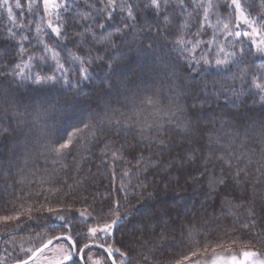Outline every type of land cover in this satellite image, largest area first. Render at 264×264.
<instances>
[{
	"label": "snow or ice",
	"instance_id": "1",
	"mask_svg": "<svg viewBox=\"0 0 264 264\" xmlns=\"http://www.w3.org/2000/svg\"><path fill=\"white\" fill-rule=\"evenodd\" d=\"M99 3V8H96L95 5L92 6L95 9L94 15L92 13L83 14L75 20L76 24L82 25L83 30L75 31L74 39L86 42L91 48H95L97 53L95 56L89 54L85 57L69 51L70 62L79 66L78 80L73 81L70 78L73 69L65 67L66 61L61 59L60 52L50 47L43 38L40 39L43 50L40 59L45 63L51 60L55 68L52 74L44 75L39 71H33L35 66L31 61L35 57L29 54L25 61L27 49L23 43L19 45L18 56L24 62L16 63L15 69L11 72L5 71L4 75L11 77V82L18 85H31L42 89L62 83L68 92L64 98L63 107L57 104L55 106L56 111L66 114L71 109L73 113L77 110L81 113H87V120L81 121L82 126L77 127L65 139L55 131L53 123L55 114L50 108L32 111L23 108L21 110L22 104L12 94L10 82L9 87L0 91V115L11 116L15 119L19 131L9 127L0 131V136H6L12 141L4 152H0V169L3 165H8L7 169L0 170V176H5L6 182L14 168L18 176L15 183L23 186L27 181L28 185L31 186L38 180L39 185L51 184L53 175L60 170H66L68 167L64 161L70 155L69 150L74 147V141L78 136L80 140L84 141H88L90 138L98 140L107 133L119 134L122 130H128L130 134V131L134 130L142 142L147 141V147L156 146L163 151L170 147L169 138L172 132L179 134L181 131L191 130L193 120L198 119L197 113L191 109H196L197 106L200 109L206 106L212 107L211 103L204 100L199 105L194 102L189 109L187 101L183 104L180 102L179 98L182 94L198 97L200 93L207 94L211 88L217 102L223 98L225 103H230L233 106H237L245 91H255L261 99H264V69L252 71L249 66L244 64L247 54L244 52L243 43V39L247 38L255 46L256 53L264 55V14L253 17L251 6L246 3V0H224L222 8L214 0H176L175 8L172 11L179 10L184 19L179 25V36L171 41L164 35L172 22L171 17L167 14L169 0H149L147 7L152 8L158 16L162 12L165 13L163 15L164 27H157L155 32H153L151 24L140 23L135 13V6L130 0H99ZM70 6V0H27V13L39 18V23L36 24L35 28L37 35L40 36L44 33L43 26L46 25L47 29H50L58 40L67 41L69 32L66 29L65 14L69 11ZM14 9H22L20 0H14V2L13 0H0V10L6 12L10 25L5 28V32L8 34L6 38H15L19 35L21 42L27 41L29 36L15 30L24 25L18 24L17 18L21 13L14 11ZM117 10L121 13H127L124 23L117 32L105 35L107 23L114 19L113 13ZM213 16L215 21L212 19ZM193 19L196 20L195 32H191ZM208 29H211L213 39L207 42V47L198 56L196 53L200 51V45L205 43L199 37ZM140 32H145L148 35L138 42H133L130 46L138 57L144 58L145 67L149 71L162 72L168 78L169 92L173 98L168 99L166 106L162 105L160 92L157 89L150 95L146 94L140 98V105H144V107H140L135 102L139 93L131 87L129 79H123L120 84L124 89L125 99L132 101V107L129 111L125 112L121 108L111 105L101 107L97 104L95 108L92 107L91 101L84 100L79 95L82 86L91 80L89 68L93 64L105 62L100 53L112 52V56L108 58L111 62H105L108 73L105 84L107 89L111 91L115 87L113 78L120 77L130 59L126 53L121 52V46L127 41L130 33L138 35ZM189 33H191V37ZM218 36H222L224 40L232 37L233 39L230 41L232 50L226 49L222 43L217 44ZM118 37L120 38L119 42L117 41ZM213 45H216L214 54H212ZM237 46H239V52L235 51ZM158 47L161 53H165V49L178 53L187 61L186 66L182 68L175 58L166 59L167 53L160 55L158 60L153 59L152 65H148V57L155 56ZM91 48L89 52H91ZM117 53H120L119 56ZM234 69H239V71H234ZM56 73H59V76ZM163 83L161 81L162 85ZM122 107H127V104ZM218 119L221 120L223 128L227 129L224 133L227 139L221 137L218 131H209L206 135L209 152H212L213 145L217 146L216 151L220 153L217 159L223 161V167H221L219 174L215 171L209 173L206 167L205 172H201L199 176H192L191 180L203 187L204 178H206L207 198L219 203L220 215L228 214L224 211L225 209H232L233 215L237 214L236 209H245L247 216L255 217L257 215V203L260 204L261 213H264V196L259 195L264 193V119L257 120L253 116L250 117L249 123H240L239 126L231 128L228 127L223 116L218 117ZM230 119H234V117ZM13 133H16L14 138ZM137 147L138 145H133V151ZM101 151L104 155L110 152L114 162L124 160L126 167L123 169V176L128 178L129 183L132 175H138L141 171L147 172L150 167L157 166L151 157L146 158L143 152L135 156L129 153L132 159L125 158L122 152L111 150L110 141L105 142ZM192 158H195L194 154ZM146 160L147 163H145ZM49 164L53 167L48 176L29 179L30 176L36 177L41 169L49 172ZM57 164L60 165V169L54 167ZM141 165L144 167L141 168ZM225 168L228 169L227 172H225ZM77 171H79L78 164ZM113 179H115L114 165ZM185 182L189 181L186 179ZM78 183L79 181H77ZM177 184L179 185V180H177ZM75 186L67 185V191L63 185L49 187L44 196L45 203L41 204L38 209L21 206L29 214L34 210H46L48 213H55V217L52 223L45 225L49 231L43 235H37L39 244L27 249L30 255L26 258L17 259L16 264H105L103 257L94 258V247L104 249L108 259L111 260V264H117L116 260L113 259L114 252L118 253L121 258L120 264H132L128 252L107 244L101 240L98 234H102L104 237L111 236L114 228L119 227L130 216L136 215V212L132 210L135 205L131 207L125 205L122 215L121 205L119 201H115L114 207L108 209L107 214L102 218V222H97L88 227V238L91 243L85 240L81 245L74 239L71 225L61 214L65 208L71 210L72 204L58 200L57 202L62 204V207H53L49 200V196L70 195ZM135 187L147 189L148 185L138 181ZM120 190L125 191V198H127L128 194L123 181H121ZM44 191L43 187H40L38 194H44ZM163 191H168L167 184L164 185ZM147 196L149 198L154 197V192H148ZM84 199L86 200L87 197L85 196ZM138 203L141 207L148 208L147 215L140 221L142 229L150 230L153 237L157 235L166 237L172 230L169 222L171 224L176 222L173 220L170 210L164 206L146 205L143 193ZM202 210L207 211V208L202 205ZM215 213L216 209L213 207V217ZM21 214V212H16L14 215L0 216V222L18 220ZM80 216L87 220L88 217L92 216V213L85 208L80 211ZM57 221L61 223H56ZM145 221L147 222L145 223ZM243 223L246 228L254 227L255 220L251 224ZM57 228L66 230L57 232ZM140 241L141 246L147 244V240L143 236L140 237ZM238 243H243L245 247L251 245V241L243 242L239 238L233 237L231 244L236 245ZM224 246V242L217 243L211 247V252L215 254L216 248ZM209 250L210 245L205 242L202 249L192 247L187 253L171 260L170 264H187V262L201 264L199 257L209 253ZM239 255L243 258L239 259L237 255H232L230 260H224L219 255H212L205 264H264V259H260L256 251L245 250ZM193 257H197V259H193ZM143 261L148 262V264H157L154 258L148 255L143 256ZM0 264H7V258L0 259ZM138 264H142V262H138Z\"/></svg>",
	"mask_w": 264,
	"mask_h": 264
},
{
	"label": "trees",
	"instance_id": "2",
	"mask_svg": "<svg viewBox=\"0 0 264 264\" xmlns=\"http://www.w3.org/2000/svg\"><path fill=\"white\" fill-rule=\"evenodd\" d=\"M14 2V0H13ZM22 4L21 10H15L21 13L17 18V22L22 23V28L18 27L15 30L18 33H23L29 36V40L20 41L19 35L15 38H6L8 34L5 28L9 25L6 12L0 10V91L9 87L12 78L5 76V71L11 72L15 69L16 63H23L18 56V48L20 43H23L27 49L25 53V61L27 56L31 54L35 57L31 63L35 66L33 71H39L44 75H50L55 71L54 65L49 60L43 62L40 57L43 55L40 39H45L50 47L55 48L60 52L61 59L66 61L65 67L73 69L70 78L75 81L79 79L78 65H73L70 60L69 51L73 54L95 56V48H91L84 41L74 39L75 31H82V25L76 24L75 20L83 14H95V9L100 7L99 0H70V9L65 14L66 29L69 32L67 41L58 40L46 25L43 26L45 31L40 36L37 35L35 28L39 23L38 17L30 16L27 13V0H20ZM135 6V13L138 16L140 23L145 22L151 24L153 32L157 27H164L163 15L159 16L150 7H147L149 0H130ZM219 3L221 8L224 6V0H214ZM246 3L251 6L253 17L264 14V0H246ZM176 0H169L167 14L171 17V25L167 28L164 35L168 40H174L180 34L179 25L182 23L184 16L179 10L172 11L175 8ZM114 19L108 21L105 35L115 33L123 25L127 13H121L119 10L113 13ZM215 21V17H212ZM196 30V20L191 22V32ZM99 32V29H97ZM148 35L145 32H140L138 35L129 34L127 41L121 46V52L126 53L130 59L125 66L124 71L119 78H113L115 87L109 91L105 81L108 73L106 71L105 62L112 56V52H102L100 55L104 57L105 62L93 64L89 68L91 80L86 82L79 95L84 100H89L92 107L97 104L101 107L111 105L121 108L127 112L132 107V101L125 99L124 89L120 84L123 79H129L131 87L135 89L139 96L136 99V104L140 107V98L144 95H150L153 91L159 90L160 103L167 105L168 99H172V94L169 92L168 78L162 72L155 73L149 71L145 67L143 57H138L135 51L130 46L133 42H138ZM191 37V33H189ZM205 43L200 45V51L196 54L199 56L207 47V42L213 39L211 29L201 33L199 37ZM119 37L117 41L119 42ZM232 37L224 40L222 36L217 37V44H224L226 49H231L230 41ZM244 52L247 54L244 64L249 66L252 71L264 69V55L256 53L255 46L246 38L243 39ZM216 45H213V53ZM91 48V52L89 49ZM239 52V46L235 49ZM167 53V55H165ZM165 53H161L159 47L156 49L155 56H149L147 64L152 65L153 59H159L160 55H165L166 59L175 58L176 61L183 67L187 61L178 53L170 52L165 49ZM120 53H117L119 56ZM211 55V54H210ZM7 66V67H6ZM143 69V71H141ZM239 71V69H234ZM59 76V73H56ZM163 81V85L161 84ZM239 87V83L237 82ZM103 89V91H102ZM119 89V91H118ZM12 94L21 102L22 109L27 108L29 111L40 108H50L55 114V131L63 138H67L77 127L82 126L81 121L87 120V113H81L77 110L75 113L71 109L66 114L56 111L55 106L59 104L63 107L64 98L68 92L63 87V84H57L54 87L36 88L31 85H18L11 82ZM167 98V99H165ZM180 102L183 104L187 101L189 109L195 102L199 105L200 102L207 100L212 104L211 108L207 106L200 109H191L197 113L198 119L193 120L190 131H181L179 134L172 132L169 138L170 147L163 151L156 146L147 147V141H141L134 130H122L119 134L107 133L98 140L89 139L88 141L80 140L79 136L74 141V147L70 149V155L64 161L68 167L66 170H60L52 177V183L39 185L37 183L28 185L26 181L22 186L15 181L18 179L17 173L13 168L11 175L7 177L0 176V216L14 215L16 212H21L18 220L8 222H0V259L7 258V264H13L17 259L26 258L30 253L27 249L35 247L39 244L37 235H43L49 229L45 225L53 222L55 213H48L46 210L33 211L30 214L24 211L26 207L38 209L41 204L45 203L44 196L47 194L49 187H58L63 185L67 191V185H76L70 195L56 197L49 196L51 206L62 207L57 201L62 200L72 204L71 210L64 209L61 213L65 216L66 221L71 225V232L78 244L88 240V227L95 225L97 222H102V218L107 214L110 207H114V202L119 201L122 208L128 205L136 212L135 216H130L127 220L115 228L112 236L105 239L107 244H111L114 248H120L128 252L132 260V264H148L143 261V256L148 255L154 258L157 264H170V261L178 258L181 254L187 253L190 248H203L205 242L210 245L209 253L202 254L199 259L202 260L206 256L223 253L239 254L242 251H256L259 255H264V213H261L260 204H256L257 215L255 217L247 216L245 209H236V215H233L232 209H225L228 214L220 215L221 208L219 203L207 198V180L205 179L204 186L201 187L196 181L191 180L192 176H199L201 172L207 171L210 173L215 171L219 174L223 161L218 160L219 152L216 151V145L212 146V152H209L208 137L209 131H218L221 137L224 136L227 129L223 128L222 122L218 117L223 116L228 123V127L239 126L240 123H249L250 117H256L257 120L264 119V99L255 91H245L241 97V101L237 106L230 103H225L223 98L218 102L212 94L211 88L208 93H200L198 97L191 95H181ZM127 104V107H122ZM234 117V119H230ZM29 119H31L29 117ZM6 127L17 129L15 119L11 116L5 117L0 115V131ZM31 128V125H29ZM19 129H17V132ZM33 131H35L33 129ZM16 133H13V138ZM106 141L111 142L112 151H120L125 158L132 159L129 153L133 156L143 152L145 157H151L156 163V167H150L147 172L141 171L138 175H132L131 182L123 176V169L126 167L124 160H112L111 153L102 154V149ZM11 139L6 136H0V152H4ZM133 145L138 147L133 151ZM194 154V159L192 158ZM207 158V159H206ZM41 163H43L41 161ZM133 163L135 161L133 160ZM147 163V160L145 161ZM77 164L79 171H77ZM113 165L115 171V179H113ZM53 165L49 164V172L41 169L36 177H29L30 180L37 179L40 176H48ZM60 169V165H54ZM144 165H141L143 168ZM8 165L2 166V169H7ZM0 169V170H2ZM228 171L227 168L224 169ZM189 182H185V180ZM179 180V185L177 184ZM77 181L79 183L77 184ZM121 181L124 182L127 191H121ZM148 185L147 189L135 187L137 182ZM66 182V184H65ZM231 183V181H230ZM168 185V191H163L164 185ZM195 185V187H194ZM40 187H43L44 194H38ZM148 192H154V197L149 198ZM145 199L146 205H155L157 207H167L175 224L171 225V232L166 237L159 235L153 237L150 230H144L141 226V219L148 213L147 207H141L138 201L141 199V194ZM214 195V194H213ZM259 195L264 196V193ZM87 197L85 200L84 197ZM242 198V197H241ZM131 202V204H129ZM24 206L22 208L21 206ZM202 205L207 208V211L202 210ZM215 207L216 213L213 217L212 209ZM87 208L92 216L87 220L80 216V211ZM138 209V210H137ZM178 214V215H177ZM94 217V218H93ZM255 220L254 227L246 228L243 222L251 224ZM147 221H145L146 223ZM56 223H61L57 221ZM64 228H57L56 231H65ZM192 234L191 236L189 234ZM259 233V235H257ZM143 236L147 240L145 246H141L140 237ZM233 237L239 238L240 241H251V245L245 247L243 243L236 245L231 244ZM224 242V247L216 248L215 254L211 252V247L217 243ZM171 245V247H169ZM119 261V254H114ZM197 259V257H193Z\"/></svg>",
	"mask_w": 264,
	"mask_h": 264
},
{
	"label": "rangeland",
	"instance_id": "3",
	"mask_svg": "<svg viewBox=\"0 0 264 264\" xmlns=\"http://www.w3.org/2000/svg\"><path fill=\"white\" fill-rule=\"evenodd\" d=\"M246 39H247V38H246ZM247 40H248V39H247ZM114 230H115V228L113 229V233H114ZM113 233H112V235H113ZM98 235H100L101 240H103V241L105 242V239H106L107 237H104L102 234H98ZM112 235H111V236H112ZM88 242L91 243V240L88 239ZM83 243H84V242H83ZM83 243H81V245H82ZM86 252H87V250H86ZM114 254H115V252H114ZM114 254H113V256H114L115 260L117 261V259H116V257H115ZM93 255H94V258H100V257H103L104 260H105V264H111V263H110V259H108V257H107V253H105L103 250L94 247V248H93ZM215 255H219V256H221L224 260H230L232 255H237L239 259H242V258H243V257L240 256L239 254H235V253H232V252H231V253H223V254H215ZM211 256H212V255H211ZM209 257H210V255H209V256H206L204 259H202V260H201V264H205V262L209 260ZM259 257H260V259H264V255H259ZM119 259H121V258L119 257ZM117 263L120 264V260L117 261ZM187 264H190V262H187Z\"/></svg>",
	"mask_w": 264,
	"mask_h": 264
},
{
	"label": "water",
	"instance_id": "4",
	"mask_svg": "<svg viewBox=\"0 0 264 264\" xmlns=\"http://www.w3.org/2000/svg\"><path fill=\"white\" fill-rule=\"evenodd\" d=\"M99 249H101V250H103V251H104V249H102V248H99ZM104 252H105V251H104ZM105 253H106V252H105ZM113 259H115V258H114V256H113ZM13 264H16V262H15V263H13Z\"/></svg>",
	"mask_w": 264,
	"mask_h": 264
},
{
	"label": "flooded vegetation",
	"instance_id": "5",
	"mask_svg": "<svg viewBox=\"0 0 264 264\" xmlns=\"http://www.w3.org/2000/svg\"><path fill=\"white\" fill-rule=\"evenodd\" d=\"M77 259H78V257H77ZM117 262V261H116ZM110 263H111V260H110ZM118 264V263H117Z\"/></svg>",
	"mask_w": 264,
	"mask_h": 264
}]
</instances>
